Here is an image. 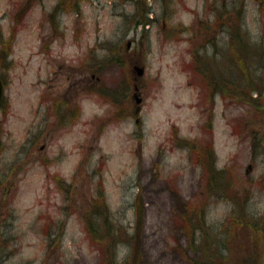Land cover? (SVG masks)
<instances>
[{
	"label": "rangeland",
	"instance_id": "obj_1",
	"mask_svg": "<svg viewBox=\"0 0 264 264\" xmlns=\"http://www.w3.org/2000/svg\"><path fill=\"white\" fill-rule=\"evenodd\" d=\"M261 75L264 0H0V264H103L104 210L119 264H264ZM208 145L253 201L208 193Z\"/></svg>",
	"mask_w": 264,
	"mask_h": 264
},
{
	"label": "trees",
	"instance_id": "obj_2",
	"mask_svg": "<svg viewBox=\"0 0 264 264\" xmlns=\"http://www.w3.org/2000/svg\"><path fill=\"white\" fill-rule=\"evenodd\" d=\"M116 60L118 62H120V59H116ZM114 61H115L114 59H111V63ZM242 70L245 71L246 69H242ZM242 74L243 73H241V72L239 73V75H242ZM238 79H239V81H238ZM240 79H241V77H239V76L232 78V80H222L221 79L218 81V85L217 84H215V85L218 87L219 84H222L224 86V88L225 87L228 88L227 87L228 85L233 84L236 86L235 92H236V90L238 92V90L240 88L245 86L243 84L240 85L241 81H243V83L245 82L244 79H241V81H240ZM258 79H259L258 83H256L255 80H253L252 83L251 84L249 83L248 85H250L251 87L254 88L253 90H251V92H253L254 90H257V91H260L261 95H263L264 89L262 86H264V75H261V80H260V78H258ZM237 85H240V87H238ZM251 87H249V88H251ZM182 142L185 143L186 141L183 140ZM190 145H192L191 142H190ZM193 148H194V146H193ZM210 151H211V148L208 145L207 146V152H203L202 155L200 153L201 156H204L206 158V162L208 164H209V160H210V162H212V167L209 169L211 176H210L209 184H208V191H209L208 193H210L213 196L222 197L223 199H225V197H227L228 199L232 200V178H231V175L230 174L226 175V171H224V170H220V171L215 170V168L213 166L214 162L212 160V154ZM101 212H102V215H100L101 216V218H100L101 222L97 223L95 226H94V223H91V216L92 215L89 217V221H88V231L89 232L88 233L92 239L97 240L98 242H100L101 244L104 245V247L102 249L103 250V253H102L103 264H119L118 259L116 257L115 248H117L120 244H123L125 242H126V244L131 243V241H134V237L127 235V234H129V230H128L129 228H127L125 225L115 224L113 222V220L111 219L112 216L107 212V210H104ZM191 218L195 219V215H192ZM202 220L203 219H201V218H197L196 220H191V219L189 220L190 225L193 227L194 232L199 236V239L197 240V242H195V244L199 243V244H197L199 247L201 246L200 245L201 244L200 239L202 237V233L205 231V225H202ZM197 221L200 223V226L198 225ZM230 231H231V227H229V229L227 231V234H229V236H230ZM125 232L127 234H125ZM126 235L128 237V242L125 239ZM207 243H209V240L205 242V244H207ZM127 245H129V244H127ZM224 249L221 250V252L219 253L220 255L217 253L218 251H216L215 253L218 256H214V251L212 249H210V245H209V247H207V249H205L206 250L205 253L207 252L208 254H211L212 255V256H210L211 259H216V261L219 260L221 262V264H229L228 257L224 256V251H227L228 248L226 247ZM201 264H210V263H208L206 261V262H203Z\"/></svg>",
	"mask_w": 264,
	"mask_h": 264
},
{
	"label": "flooded vegetation",
	"instance_id": "obj_3",
	"mask_svg": "<svg viewBox=\"0 0 264 264\" xmlns=\"http://www.w3.org/2000/svg\"><path fill=\"white\" fill-rule=\"evenodd\" d=\"M150 12H152V11H150ZM136 15H138V14H136ZM142 23H145V22H143V20H142V19L140 18V16H139L138 19L136 20V24H137V25H141ZM149 23H151V24H153V23H157V18L154 17V16H151V18L147 19V21H146V24H149ZM87 86L89 87V85H87ZM255 92H256V94H255V98H256V99L252 98V100L249 101V103L252 104V105H254V108H255V110H256L257 113H261V114H263V113H264V102L258 101L257 99L260 98V97H262V96H264V95H261V94H260V91L255 90ZM256 100H257L258 102H255ZM44 102L46 103V100L43 98L42 101H40L41 105H42ZM55 103H56V101H55ZM3 104H4V102L1 103L0 107H1ZM58 104H59V102H58V100H57L56 112L58 113L59 119L62 118V119H64V121H66L67 119L70 118V117H69L70 115L68 116V114H67V112H66V113L64 114V116H62V114H61V113H62V112H61V108H60V105H58ZM59 108H60V109H59ZM63 109H64V108H63ZM67 109H69V108L67 107ZM64 111H66V110H64ZM70 114H71V115L75 114V111H74L73 108L70 110ZM254 132H255V131H254ZM263 180H264V179H263ZM232 183H233V187H232V200L235 201V203H239V202L246 203L247 201H248V202H251V201L254 200L255 193H250V191H249V192H248V191L243 192L242 190L240 191V189H238V188L236 187V185L234 184V179H233ZM260 183H262L263 186H258V188H260V190H262V191L264 192V182H260ZM239 191H240V192H239ZM251 263H252V264H256V262H251Z\"/></svg>",
	"mask_w": 264,
	"mask_h": 264
},
{
	"label": "water",
	"instance_id": "obj_4",
	"mask_svg": "<svg viewBox=\"0 0 264 264\" xmlns=\"http://www.w3.org/2000/svg\"><path fill=\"white\" fill-rule=\"evenodd\" d=\"M135 71L137 72V74L139 76H142L144 74V68H140V67L136 66ZM3 94H4V85H3L2 81L0 80V101L3 98ZM137 102L140 103L141 99L137 98Z\"/></svg>",
	"mask_w": 264,
	"mask_h": 264
}]
</instances>
